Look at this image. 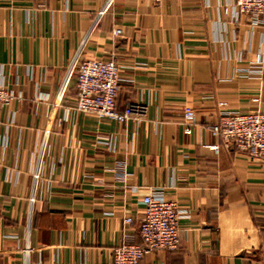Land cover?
<instances>
[{
	"label": "crops",
	"instance_id": "crops-1",
	"mask_svg": "<svg viewBox=\"0 0 264 264\" xmlns=\"http://www.w3.org/2000/svg\"><path fill=\"white\" fill-rule=\"evenodd\" d=\"M234 2L0 0V264H112L155 189L190 218L142 264H264V160L212 135L264 113V26ZM112 56L117 108L146 107L126 124L75 108L80 62Z\"/></svg>",
	"mask_w": 264,
	"mask_h": 264
},
{
	"label": "built area",
	"instance_id": "built-area-1",
	"mask_svg": "<svg viewBox=\"0 0 264 264\" xmlns=\"http://www.w3.org/2000/svg\"><path fill=\"white\" fill-rule=\"evenodd\" d=\"M164 4L166 0H153ZM238 15L252 18V22L264 26V0H234ZM115 35L122 34L121 29ZM124 82L122 69L115 56L109 59H85L76 70L77 97L75 108L79 112L93 114L101 120L126 124L146 111L142 104H135L125 110L117 108L120 86ZM15 96L5 86H0V112L13 101ZM197 116L192 107L184 109L185 132L192 134ZM212 135L238 151L248 154L252 160H264V113L234 112L223 114L212 128ZM109 143L112 139L107 140ZM218 149V146H212ZM144 208L139 225L141 242H130L129 235L113 250L112 264H142L144 257L160 250L175 251L180 247L182 220L190 218V211L180 208L178 203L169 200L163 190H152L142 200ZM124 225L135 222L133 216L123 220Z\"/></svg>",
	"mask_w": 264,
	"mask_h": 264
}]
</instances>
